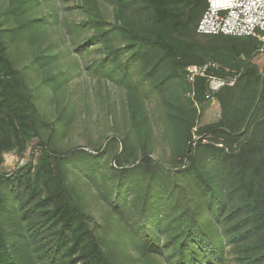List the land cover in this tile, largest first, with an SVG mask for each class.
<instances>
[{
	"label": "trees",
	"instance_id": "trees-1",
	"mask_svg": "<svg viewBox=\"0 0 264 264\" xmlns=\"http://www.w3.org/2000/svg\"><path fill=\"white\" fill-rule=\"evenodd\" d=\"M206 7L0 0V264H264L261 42ZM206 63L233 82L201 124Z\"/></svg>",
	"mask_w": 264,
	"mask_h": 264
},
{
	"label": "built area",
	"instance_id": "built-area-1",
	"mask_svg": "<svg viewBox=\"0 0 264 264\" xmlns=\"http://www.w3.org/2000/svg\"><path fill=\"white\" fill-rule=\"evenodd\" d=\"M207 7L199 18L196 32L204 35H229L235 37H255L261 45L257 52L264 55V0H206ZM214 63L189 65L186 79L193 82L197 76L205 77L208 90L205 98L214 101V94L232 79L209 73ZM221 146V144H218ZM23 164V159L20 160Z\"/></svg>",
	"mask_w": 264,
	"mask_h": 264
},
{
	"label": "rangeland",
	"instance_id": "rangeland-1",
	"mask_svg": "<svg viewBox=\"0 0 264 264\" xmlns=\"http://www.w3.org/2000/svg\"><path fill=\"white\" fill-rule=\"evenodd\" d=\"M261 69L264 66V55L260 54L256 51L254 60H253ZM219 116V106L216 100L206 102L203 109L202 114L200 117L201 124L209 123L214 120H216ZM34 149V148H33ZM32 145L29 147V149L23 154L19 155L15 152L6 153L4 155V162L2 164V170L3 171H14L20 166H23L26 162H28L31 159L32 154ZM37 151H34V155L32 158L36 156ZM23 159V164H20V160Z\"/></svg>",
	"mask_w": 264,
	"mask_h": 264
}]
</instances>
